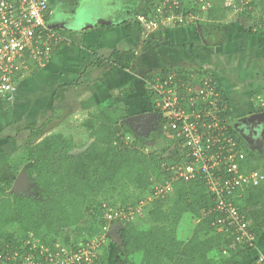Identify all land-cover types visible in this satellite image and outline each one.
<instances>
[{
    "label": "trees",
    "instance_id": "1",
    "mask_svg": "<svg viewBox=\"0 0 264 264\" xmlns=\"http://www.w3.org/2000/svg\"><path fill=\"white\" fill-rule=\"evenodd\" d=\"M183 1L184 10L180 12L186 14L194 0ZM212 2L213 7L204 12L207 13L206 19L191 26H200L204 38L222 30L227 12L232 11L239 0ZM151 3L155 6L156 1L149 0L144 8L146 16L154 9ZM193 11L198 13L197 9ZM254 13L259 15L260 27L246 28L250 36L264 29V0H250L241 14L251 18ZM55 31L67 39L66 35L76 34L57 28ZM31 69L39 70L34 65ZM175 71L184 73L187 80L192 73L199 77L210 76L200 68H166L158 75L146 74L145 91L155 101L151 113H159L156 105L158 95L153 90L155 81ZM231 102L227 97L228 108L221 116L228 133L245 153L242 167L247 172L264 173L257 152L245 144L236 130L238 119ZM252 110L257 115L264 114V107L252 106ZM56 115L55 112L47 121L48 125L57 120ZM128 118L130 116L120 108L92 115L83 126L94 141L79 153H73L80 149L73 139L63 135L47 136L36 142L35 138L44 133L47 124L31 129L27 145L10 160L15 176L25 170L30 180L29 191L9 193L13 185L0 179V264H30L28 259L37 264H53L41 251L55 250V245L62 242L67 230H71L73 235L71 253L77 254L88 241L101 233L98 221L104 218L107 208H134L141 202L145 203L142 212L147 214L151 226L141 229L134 222L127 221L118 230L121 245L115 244L109 236L118 249L114 264H240L255 249V245H247L224 252L233 237L217 226L219 214L215 211V198L204 179L176 181L169 195L155 196L157 183L164 184L171 178V167L182 163L187 151L176 132L167 128L168 122L162 114L152 120L151 123L157 127L150 137L161 139L166 145L160 154L144 151L141 147L144 140L136 137L138 128L129 123ZM128 138L134 141L130 144ZM152 196L154 198L150 201ZM113 200H121L118 208L111 204ZM237 204L251 228L264 232V182L243 191ZM187 215L198 222L192 236L183 240L178 236L177 228ZM84 234L88 236L85 240L82 239ZM36 242L38 249H35ZM98 252L99 257H93L94 264H107L110 247L103 245Z\"/></svg>",
    "mask_w": 264,
    "mask_h": 264
},
{
    "label": "crops",
    "instance_id": "2",
    "mask_svg": "<svg viewBox=\"0 0 264 264\" xmlns=\"http://www.w3.org/2000/svg\"><path fill=\"white\" fill-rule=\"evenodd\" d=\"M61 1H69L74 9L72 10L73 13L80 10L84 5L95 4L98 6L100 3H105L107 11L101 13L96 20H105L111 23L98 25L83 32L74 31L76 34L66 35L69 41L58 48L49 64L44 68H39V70L32 69L20 83L21 85L19 84L20 86H18L17 92L11 100L0 98V105L4 106L6 114L13 115V118H9L10 116L7 115L9 121L13 119L9 123L3 121L2 124L0 121V132L4 130L3 127H8L11 123L17 126L24 125V123L20 124L18 115L25 111H20V108L25 104L31 107L32 102L37 99L40 102L46 101L44 105L41 103L45 107L38 109L41 112L40 119L43 117V121L49 120L55 115V112L56 116L66 115V113L76 114L77 112V115L86 117L82 121L84 123L91 111L94 110L98 113L110 108H117V102L122 100L125 110L133 113V116L150 113L151 111H148L150 101L145 91L146 81L144 77L149 73L158 75L166 68H203L204 72L219 82L231 101V93L239 92V87H236L239 81L236 82V76L232 77L233 74H231L239 66L235 68L228 63L232 57L236 56V53L245 56L247 59V63H242L244 70L241 72V79L243 78V81L246 79L247 82L255 84L258 78L264 75L261 68L255 74H249L250 66L256 65L250 60L253 52L241 40L247 34H242V29H238L237 23L232 20L229 21L230 23L222 25L220 35L214 32L207 38H204L202 32L198 31V27L187 26L173 29L155 28L147 33L146 24L148 21L146 24L137 22L136 18L133 17V12L129 9L131 4L126 0ZM65 11L68 9L53 18L51 9L48 18L51 27L64 23H77V16L70 11L69 17L64 14ZM120 12L121 14H119ZM218 36H222V39L218 40ZM259 42L261 43H258L257 51L264 50V42L260 40ZM263 59L264 56H257L255 60L259 63H257L258 65H261L260 60L264 64ZM228 65L231 66L230 71L226 70ZM46 68L47 70L42 71ZM215 71H219L226 81H220ZM53 75L58 80L51 83ZM32 76L33 79L31 80ZM44 79H47L52 85L51 89L48 90L49 92L40 87L36 88L40 80ZM62 89L66 92L63 93L62 97H58ZM70 89L76 95L74 105L68 101ZM256 90L263 92L264 86L255 84L253 92ZM132 97H134V101L131 100ZM62 105L64 108L61 107ZM232 106L236 109L234 104ZM251 107L252 105L245 107L244 115L242 114L241 118L253 113ZM118 108L122 109L121 107ZM246 110L249 113H246ZM40 119L33 125H28L29 128L38 127ZM247 141L251 146L253 145L254 151L256 149L254 147L255 141L253 139ZM10 153L11 151L9 155ZM257 233V246L240 264H249L259 255L264 256V232L257 231ZM260 239L262 242L259 241Z\"/></svg>",
    "mask_w": 264,
    "mask_h": 264
},
{
    "label": "built area",
    "instance_id": "3",
    "mask_svg": "<svg viewBox=\"0 0 264 264\" xmlns=\"http://www.w3.org/2000/svg\"><path fill=\"white\" fill-rule=\"evenodd\" d=\"M155 1L156 21L162 24L173 22L177 27L196 25L200 20L199 13L207 12L213 4L212 0H194L192 8L185 14L180 12L184 10L183 0ZM51 9V0H0V98L11 100L19 84L32 70L31 66L44 68L62 43L69 41L51 27L48 19ZM147 19L143 15L141 22L146 24ZM183 75L175 71L158 78L153 85L158 95L159 113L187 151L185 160L171 167V178L164 184L157 183L155 196L169 195L176 181L204 179L215 198V211L219 214L216 224L233 237L224 252L238 246H257L258 233L241 213L237 199L246 189L260 186L264 182V173L243 169L245 153L228 133L222 119L221 114L228 105L217 80L210 76L199 77L196 73L187 80ZM144 205L141 202L137 207L121 211L108 208L105 219L109 222L129 221ZM103 245L99 242L92 249L88 264H92L97 250ZM41 254H46L53 264L80 262V251L77 254L64 250L51 253L45 249ZM73 258L75 260L69 262ZM27 261L37 264L30 259ZM249 264H264V256L259 255Z\"/></svg>",
    "mask_w": 264,
    "mask_h": 264
},
{
    "label": "rangeland",
    "instance_id": "4",
    "mask_svg": "<svg viewBox=\"0 0 264 264\" xmlns=\"http://www.w3.org/2000/svg\"><path fill=\"white\" fill-rule=\"evenodd\" d=\"M126 1L131 4V7L129 9L133 12V17L136 18L137 22H141V17H142V15H144V8L146 5H148L149 0H126ZM153 1H155V0H153ZM249 2H250V0H239L238 4L235 5V8L232 11L227 12L226 17H225L222 25L224 26V25L230 23L229 21L232 20L233 22L237 23L238 29H242V31H243L242 34H247L245 30L248 27H260L259 15L257 13H254L253 17H251V18H245L241 14L243 9H245V7L248 6ZM51 3H52V14H51V16L53 18L61 15V13L66 9H68V11H65L64 14L68 15L69 17L71 15V13L74 12V11L72 12V10H74V9H73V7L69 1L62 2L61 0H51ZM151 6H153V3H151ZM153 7H155V6H153ZM106 8L107 7H106L105 3H100V4H98V6H96L95 4L94 5H91V4L90 5H84V7H81V9L78 10L77 12L73 13V15L77 16L76 17V19L78 20L77 24H78V26H81V24H83L85 22L96 21L97 17L101 13H105L107 11ZM111 9H112V7L110 8V10ZM70 11H71V13H70ZM119 14H121V12ZM205 14L207 15V13L200 12L199 13V19L205 20L206 19ZM231 15H236V16L232 17ZM147 18H148V20H147L148 22L146 24L147 25L146 26L147 33L149 31L155 29V28L163 27L165 29H173V28L177 27L173 22H165L164 24H162L161 22L158 23L156 21V15L154 14V9L147 16ZM72 32H74V31H72ZM217 34L220 35L221 31L217 32ZM219 39H222V36L221 37L218 36V40ZM241 40L244 42V44L248 48L252 49L253 53L251 55L250 60L254 64H256L254 66H250L249 74L250 73L255 74V72L258 71V69H260V68L264 71V64H262L263 61L260 60L261 65H258L259 63L255 60L257 56H264V50L263 49L257 51L258 43H261V42H259V40L264 42V29L258 31L255 35H252V36L247 34ZM247 52L248 51L246 50V53ZM248 54H250V53H248ZM231 59L232 60H229V62H228L231 64V66H234L235 68L237 66H239V67H237L238 69H236V71L234 70L231 73V74H233L232 77L236 76L235 81L236 82L239 81L238 85L236 86V87H239V92L235 91V92L231 93L232 98H230V99H232V102L236 107V109H235L233 106L234 114H237L238 118L237 117L236 118L239 119L242 117V114H243L245 107H247L249 105L256 106V107L261 106L262 108L264 107V90H262L263 92H259L257 90L255 92H253L255 84L257 86H261V87L264 86V75H261L255 84H251V82H247L246 79L243 81V78L241 79V72H242V70H244V66L242 67V63L243 62L247 63V59L245 58V56H242L239 53H236V56L232 57ZM234 61H239V62L235 63ZM231 66L228 65L226 67V70L230 71ZM251 68H253V69H251ZM196 69H199V68H196ZM201 69H202V71H204L203 68H201ZM45 70H47V68L43 69L42 71H45ZM215 74L220 81H226L221 76V73L219 71H215ZM248 77H250V76H248ZM32 79H33V76L31 78V80ZM56 80H58V79H56L55 75H53V77L51 79V83H54ZM240 81H242L243 83H241ZM38 85L36 86V88L40 87L41 89L47 90V92H49L48 90H50L51 86H52L49 84L47 79L40 80ZM71 89L69 90L70 92H69L68 101L71 102L72 105H74L73 103L76 102V99H75L76 95L73 93V91ZM65 92L66 91H63V89H62L60 91V93L58 94V97H62L63 93H65ZM224 95H225L224 97L227 99L226 93ZM131 100L134 101L135 100L134 97H132ZM149 101H150V105H149L150 107H149L148 111L150 112V111H152V104L155 101H154V99H150V98H149ZM122 102H123V100L121 102H119V101L117 102V104H116L117 108L121 107L122 108L121 110H124L125 113L128 116H130V118L134 117L133 113H130V111L128 112L125 110ZM41 103L44 105L46 103V101L43 100L42 102H40L37 99V100H34L32 102L31 107H28V105H26V104L24 106H21L20 111H25V112L24 113L21 112L20 115H18V117L20 118V122H21L20 124L24 123V125L17 126L15 124L13 125V123H11L8 125V127L7 126L3 127L4 130L0 132V134H1L0 135V179L5 180L7 183H10L11 185L14 184V182L16 181L18 176H15L14 173L12 172V170L10 168V160L12 159V157L17 156L20 153V151L23 150L22 148L27 145L28 140L30 139L29 137H30V132L32 129V128H29L28 125H30V124L33 125L35 122H37V120H39L41 118V112L38 109H40V107H45ZM64 103H65V101H64ZM61 107H63V105ZM251 109H252V107H251ZM240 110H242V111H240ZM246 113H249V111L246 110ZM94 114H96V112L94 110L91 111L90 113H88L87 119H89ZM240 114H241V116H239ZM7 115L8 114H6V110L4 109V106L0 105V121L2 122V124L4 122L9 123V122L13 121V119H11L9 121V119L7 118ZM8 116H10L9 118H13V115H8ZM57 117H58L57 120L52 122L49 125L47 124L48 120L43 121L42 120L43 117H42V119H40V123H39L40 125H38L37 128L43 127L46 124L48 126L46 127V130H44V133L39 138H35L36 142L41 141L42 139H44L47 136L49 137V136H53V135H63L66 138L73 139L76 146L78 148H80V149H75L73 151V153L82 152L92 144L94 139L90 137L89 131L85 127L82 126L83 125L82 121H83V119L85 120L86 117H84L82 115L79 116V114L77 115V112H76V114H69V113H66V115L60 114V116H57ZM14 118H15V115H14ZM151 122H152V120H150L149 123L145 124V125L137 124V126H135V128H138L136 137H140L141 139L144 140V143L141 145V147L143 148L144 151H146V152H152L153 151L155 153L160 154V152H162V149H164L166 142L162 141L161 139L155 140L152 137H150L151 132L154 131V129L157 127V126L153 125V123H151ZM11 126H13V127H11ZM18 128H19V130H18ZM157 130H158L157 132L159 133V129H157ZM262 132H264V130H262ZM262 135H264V133H262ZM136 137L134 139H136ZM134 139H130L128 143L131 144L132 140L134 141ZM253 139L255 141V144L258 145V149L257 150L255 149V152H257V155L260 158V161H261L260 163H262V165L264 166V136L262 138L254 137ZM245 144H246V142H245ZM10 151H11V153L9 155ZM9 193H11V190L9 191ZM153 198L154 197L152 196L149 198V200L151 201V199H153ZM108 204H110V203H108ZM111 204L115 205V206L117 205L116 207L118 208L121 204V200H116V201L113 200V201H111ZM111 209L117 210L115 208H111ZM142 209H143V207H142ZM142 209H141V207L139 209H137V211L129 219V221L134 222L138 228L147 229L151 226V221L148 219L147 214L145 212H142ZM118 210L121 211L124 209L122 208V209H118ZM105 213H106V211H105ZM105 220L106 219L104 216V218H101L98 221L101 223L98 225V227H101V233L99 235H97L93 240L88 241L79 250L80 255L78 254L79 255L78 257L80 258V262H78L76 264H84V263L87 264L88 263L87 261H90V258H91L90 252H92V249L99 242L103 243L105 246L110 247V254H109V258L107 260V264H114V260H115L116 256L118 255V249H117V246L115 245L116 243L114 244L112 241H110L109 236L110 235H111V237L113 235L118 236V230L120 228H122L123 226H125L127 221H125V222H117V221L109 222V221H107V220L105 221ZM197 222L198 221L196 219L191 218V216H188V215L185 216L177 228L178 236L180 237V239L188 240L192 236L193 231L197 225ZM72 236L73 235H72L71 230H67L64 233L62 242L57 243L55 245V250L51 251V253H57V252H60L62 250L66 251L68 253L72 252L73 251ZM87 238H88L87 234H84V237L82 239L85 240ZM79 241H82V240H79ZM259 241L262 242V239H260ZM34 245H35V249H38L39 244L36 242V243H34ZM97 253L99 254V252H96L95 257H99ZM79 258H77V259H79ZM74 260L75 259L73 258L69 262H72ZM40 264H43V262H41ZM92 264H94V261L92 262Z\"/></svg>",
    "mask_w": 264,
    "mask_h": 264
},
{
    "label": "water",
    "instance_id": "5",
    "mask_svg": "<svg viewBox=\"0 0 264 264\" xmlns=\"http://www.w3.org/2000/svg\"><path fill=\"white\" fill-rule=\"evenodd\" d=\"M110 23L111 22L105 21V20H96V21L91 22V23H83V24H81V26H78L77 23H68V24L64 23V24L56 25V27H53V28L62 29V30H66V31L82 32L84 30H89V29L95 28L97 25H109ZM198 29H199V31H201L200 26H198ZM263 115L259 114V115H256V117H258V116L261 117ZM159 117H160L159 113H146V114H140V115L128 118L127 121L131 124H134V125H137V124L145 125V124H148L150 120L158 119ZM250 121H251V119H249V118H243L236 123L237 124L238 123H248ZM29 187H30V180H29L28 176L26 175L25 170L23 169L19 173L16 181L14 182L12 189H11V193L18 194V193H22V192H28ZM112 239L114 240V242L116 244L121 245L120 238L118 236L113 235Z\"/></svg>",
    "mask_w": 264,
    "mask_h": 264
},
{
    "label": "flooded vegetation",
    "instance_id": "6",
    "mask_svg": "<svg viewBox=\"0 0 264 264\" xmlns=\"http://www.w3.org/2000/svg\"><path fill=\"white\" fill-rule=\"evenodd\" d=\"M151 113V112H150ZM153 113V112H152ZM257 114L251 113L250 115H247L243 118H249L251 119L248 123H235V127L239 135L243 138V140L246 142V144L253 149V145L251 146L250 143L247 141L249 139L256 138H262L264 135H262V130H264V115L256 117ZM254 116V117H253ZM241 118V119H243ZM241 119H238L240 121ZM134 127L137 125L132 124ZM254 140V139H253ZM256 149H258V145L254 146Z\"/></svg>",
    "mask_w": 264,
    "mask_h": 264
},
{
    "label": "bare ground",
    "instance_id": "7",
    "mask_svg": "<svg viewBox=\"0 0 264 264\" xmlns=\"http://www.w3.org/2000/svg\"><path fill=\"white\" fill-rule=\"evenodd\" d=\"M213 7V6H212ZM155 13V12H154ZM206 15V14H205ZM199 23V22H198ZM185 27V26H184Z\"/></svg>",
    "mask_w": 264,
    "mask_h": 264
}]
</instances>
